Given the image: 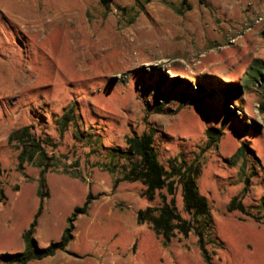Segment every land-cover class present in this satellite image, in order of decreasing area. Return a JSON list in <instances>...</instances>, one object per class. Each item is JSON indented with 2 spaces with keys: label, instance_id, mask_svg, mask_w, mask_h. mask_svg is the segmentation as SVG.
<instances>
[{
  "label": "rangeland",
  "instance_id": "374dc122",
  "mask_svg": "<svg viewBox=\"0 0 264 264\" xmlns=\"http://www.w3.org/2000/svg\"><path fill=\"white\" fill-rule=\"evenodd\" d=\"M255 63L264 0H0V264L23 250L41 176L39 248L93 199L67 253L29 264H207L194 233L164 244L140 219L160 198L148 201L123 179L127 161L108 156L144 131L165 168L198 161L212 264H264V83L243 85ZM229 85L238 92L224 101ZM25 127L37 147L21 161L12 134ZM236 197L248 215L227 211ZM175 203L188 218L179 191Z\"/></svg>",
  "mask_w": 264,
  "mask_h": 264
},
{
  "label": "trees",
  "instance_id": "16d2710c",
  "mask_svg": "<svg viewBox=\"0 0 264 264\" xmlns=\"http://www.w3.org/2000/svg\"><path fill=\"white\" fill-rule=\"evenodd\" d=\"M100 5L107 8L112 0H99ZM264 83V64L255 63L248 70L243 78V85L249 87L258 82ZM223 90L224 101H229L234 97L238 89L230 87ZM71 121V119L69 120ZM68 123V122H67ZM67 123H63L64 125ZM211 129L207 130V136L212 141H217L218 135L212 133ZM17 137L23 146L20 160L28 155L26 146H35L31 144L28 128H22L12 134ZM154 134L151 131H144L140 135H133L125 138V149L108 148V156L111 160L124 159L127 161V169L123 176L125 181L139 182L144 187V195L148 201H153L156 196L160 198L161 205L157 209V215H152V210L147 208L139 212V217L144 220V216H149L148 222L152 231L157 237H160L164 244H168L176 235L188 237L190 233L197 236L198 245L207 264H212L208 252L205 248V238L210 231L209 206L206 200L199 194L196 184L200 172L198 161L195 160L187 164L183 160H173L165 168L158 160V154L153 143ZM33 153V152H31ZM235 156H244L243 150L237 151ZM249 180L245 179V185L241 195L248 191ZM45 186L43 176H41L37 195L39 197V206L29 224L27 230L22 234L23 250L14 254L2 255L5 264H29L33 261H42L54 257L57 253H67V247L73 240L74 223L78 216L86 215L92 202V197L88 194L81 206L75 207L70 216L66 219V227L62 231L60 239L56 242L49 243L44 248H39L34 239L37 220L42 213L43 199L45 194L42 189ZM179 191V196L183 205V211L188 218L183 217L178 211L175 196ZM168 196L171 198L168 199ZM264 205V202H262ZM227 211H239L245 215L249 212L244 207L240 198L232 199Z\"/></svg>",
  "mask_w": 264,
  "mask_h": 264
}]
</instances>
